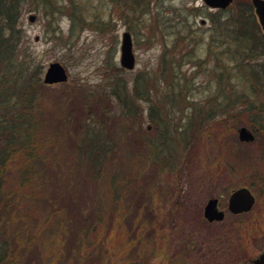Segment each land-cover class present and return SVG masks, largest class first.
Wrapping results in <instances>:
<instances>
[{"label":"rangeland","instance_id":"rangeland-1","mask_svg":"<svg viewBox=\"0 0 264 264\" xmlns=\"http://www.w3.org/2000/svg\"><path fill=\"white\" fill-rule=\"evenodd\" d=\"M74 1L83 23L72 35L68 11L52 15L37 0L20 15V50L43 63L42 82L52 62L63 64L69 75L44 83L37 95L43 105L31 116L53 164L47 176L56 182L49 193L72 211L62 235L66 245L59 248L65 256L74 253L80 264H245L264 246V97L243 96L247 89L240 80L220 69L215 53L225 42L233 46L230 38L212 37L218 21L212 16L220 9L203 0H152L143 10L130 9L125 0ZM125 32L133 42V69L121 64ZM248 64L260 71L264 52ZM139 74L148 78V97L132 94ZM220 77L223 88L215 91ZM255 100L262 112L250 113L261 127L239 117ZM191 120L197 132H189L187 141L182 135ZM88 124L115 148L108 167L141 171L136 178L131 167L135 179L120 184L115 200L87 175L89 161L80 150L86 148ZM243 126L255 134L251 142L239 139ZM241 186L251 189L256 203L234 215L228 200ZM211 197L219 199L226 218L208 225L202 216ZM99 211L108 217L100 228L94 226ZM132 223L145 240L150 237L148 245L128 247L130 236L123 233Z\"/></svg>","mask_w":264,"mask_h":264},{"label":"trees","instance_id":"trees-1","mask_svg":"<svg viewBox=\"0 0 264 264\" xmlns=\"http://www.w3.org/2000/svg\"><path fill=\"white\" fill-rule=\"evenodd\" d=\"M33 1L37 0H0V264H80L74 253L70 252L65 256L59 248V244L66 245L62 235L67 234L68 221H65L68 214L72 216V211L64 206L62 201L53 200L55 193H49L56 182L47 176V169L53 167V164L46 159L50 154L49 151L46 152L44 137L37 133L40 125L36 120H31L32 112L43 105L37 95L45 85L41 79L43 63L34 62L30 55L20 50L21 11ZM68 1L39 0L37 7L52 15L63 11L72 13V35L83 23V10H77L74 0ZM125 2L130 9L143 10L152 0ZM236 2V8L229 10V14H223L226 10L221 9L216 12V16H212L213 22L218 20L214 25L212 37L217 35L222 41L230 38L233 45L229 46L228 42H225L228 46L223 48L220 54L215 53V56L217 60H221L220 69L226 70L227 77L238 78L240 86L247 89V92L243 91V96L259 99L264 97V66L257 71L255 65L248 63L253 61L254 56L264 52V37L256 33L259 26L251 0ZM221 78L215 85V91L223 88ZM134 89L132 94L135 92L138 96H149L150 87L146 75H138ZM116 93L120 99L123 98L120 91ZM237 101L236 99L234 102ZM253 102L250 107L244 102L242 107H248L249 112L242 109L239 117H246V122L253 127L257 123L261 127V119L258 122L256 118H252L251 113L260 116L262 107L256 105L257 100ZM155 116L158 117L157 112L150 118L154 120ZM84 130L82 143L86 148L80 152H83L89 161L87 175L91 181L99 184L101 192H109L115 200L120 184L123 181L130 183L135 179L131 176L133 166L130 165L125 172H114L113 167H108L115 149L109 143V137H103L89 124ZM184 131L182 138L192 140L189 132H197L196 121L185 126ZM111 168L110 176L108 174ZM140 173L139 169L134 170L136 178ZM81 214L82 212L77 214L76 220ZM96 217V223L86 222H93L94 226L100 228L108 221L107 215L105 218V214L100 211ZM136 230L137 227L132 223L128 232L125 230L123 233L130 236L128 247L136 242V249L142 241L148 245L150 237L145 240V234H139ZM117 232L118 230L114 234L115 238ZM39 257L40 262H37ZM95 260L93 264L98 262Z\"/></svg>","mask_w":264,"mask_h":264},{"label":"water","instance_id":"water-1","mask_svg":"<svg viewBox=\"0 0 264 264\" xmlns=\"http://www.w3.org/2000/svg\"><path fill=\"white\" fill-rule=\"evenodd\" d=\"M207 5L212 8H226L234 0H204ZM256 14L259 21L264 29V0H253ZM35 16H30L31 20H34ZM206 19L202 18L203 23ZM121 64L122 66L133 69L136 64V57L133 51V42L131 34L125 32L123 34L122 46H121ZM68 72L66 67L60 62H52L48 67L44 82L45 83H56L61 81H66L68 79ZM239 138L242 141H250L254 139L253 133L245 126L241 127L239 130ZM255 196L251 190L247 187H241L235 190L229 199V209L234 213H240L244 211H249L255 204ZM217 198L210 199L205 207V215L210 220H221L224 217V212L217 209ZM255 264H264V252L254 260Z\"/></svg>","mask_w":264,"mask_h":264},{"label":"flooded vegetation","instance_id":"flooded-vegetation-1","mask_svg":"<svg viewBox=\"0 0 264 264\" xmlns=\"http://www.w3.org/2000/svg\"><path fill=\"white\" fill-rule=\"evenodd\" d=\"M228 203H229V202H228ZM228 207H229V205H228ZM217 209H218L219 211H224V210H223L222 208H220V206H219V199H218V203H217ZM228 210H229V208H228ZM229 212H230L231 214L236 215L235 213H233V212H231V211H229ZM243 213H246V212H243ZM243 213H237V215H240V214H243ZM202 218L207 222L208 225H209V224L216 223V222H219V221L216 220V219H214V220H210L209 218L206 217V215H205V206H204V210H203V216H202ZM225 218H226V212L224 211V217H223V219H222L221 221H223ZM263 252H264V246H263V248L261 249V251H260L256 256L251 257V258H248V259H247V262H245V264H255L254 260L257 259V258H258Z\"/></svg>","mask_w":264,"mask_h":264}]
</instances>
